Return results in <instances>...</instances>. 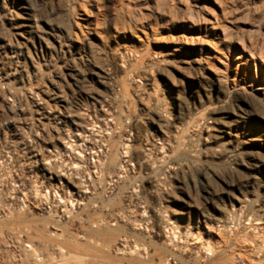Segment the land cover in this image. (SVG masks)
Instances as JSON below:
<instances>
[{"label": "rangeland", "instance_id": "1", "mask_svg": "<svg viewBox=\"0 0 264 264\" xmlns=\"http://www.w3.org/2000/svg\"><path fill=\"white\" fill-rule=\"evenodd\" d=\"M24 3L37 30L52 27L64 39L60 52L75 65L77 86L56 78L62 58L40 52L33 36L14 35L9 15L22 18ZM4 44L25 54L15 63L0 49V62L20 66L25 82L0 78V264H264V0H0ZM94 65L109 85L90 75ZM52 84L62 102H49L53 119L39 120L33 94L45 99L39 91ZM224 98L251 115L218 134L205 108ZM92 125L98 150L67 152ZM208 133L218 139L206 145ZM123 144L135 160L149 149V159L142 168L121 164L113 188ZM175 162L183 172L166 169ZM148 172L157 192L139 183L125 196L122 183ZM19 178L29 187L17 195ZM80 183L89 193L66 214ZM41 201L50 203L45 214L35 209ZM152 210L175 238L155 235ZM23 242L44 245L34 250L43 255Z\"/></svg>", "mask_w": 264, "mask_h": 264}, {"label": "bare ground", "instance_id": "2", "mask_svg": "<svg viewBox=\"0 0 264 264\" xmlns=\"http://www.w3.org/2000/svg\"><path fill=\"white\" fill-rule=\"evenodd\" d=\"M19 9H21V11H22V15H23L22 18H19L16 15H9L10 21L13 22L12 23L13 24L12 29L14 30V35L22 37L24 39V42H29L28 38H31V36H33L36 40L35 45H36V47H38L40 49V52L42 49L44 52L53 53L54 54L53 56L55 57V59H61L63 56H62V53L60 52V49L64 46V43H65L64 39L61 36H59V34L52 27H50L48 29V31H44V32L37 30V28L35 26V19L32 18V16H31L32 8L28 4H25V3L22 4L21 8H19ZM7 13L9 14L10 12L8 11ZM25 36H28V38H26ZM5 47L9 48V53L11 54L10 56L13 60H15L14 61L15 63L19 62V57L23 61L25 60V54H22L23 51L20 48H17V47L14 48V47H11V45H9V44H6V45L4 44V45H1L0 49H5ZM36 50H37V48H36ZM62 60L63 61L60 62L61 64L58 65L56 68L59 70V72L58 73L56 72V74H55L56 78H59V76H61L62 78L72 82L75 86H77V84L79 83L78 82L79 79H78V71L76 70L75 65L71 64V62H69V60H65L63 58H62ZM48 66H49V64L46 63V67H48ZM92 67H93V69L91 70L90 75H92L93 77L96 78V82L99 85L104 86V87L109 85L110 81H111V79L109 78V75L104 70H102L101 68H98L95 65ZM18 68L19 69L5 67L2 64V62H0V78L2 80H6L7 82L10 80H15V81H18L19 83H23V81L25 82V76L23 74V69H21L20 66ZM49 68H50V71L55 70V68L53 66L52 67L49 66ZM33 73L34 74L37 73V70L35 68L33 70ZM57 75H58V77H57ZM196 75H198V72ZM52 85H54V86H52V88H50V89L44 88V89L39 91L44 96L45 99L41 100L38 98L37 93L33 94L32 99H34V100H33L32 106L34 108V113L38 116L39 120H43V119L51 120V119H53V114L49 110V106H48L49 102L52 104H57V105H60V103L62 102V97L59 94L57 87L55 86V84H52ZM205 111H206V113L204 115V118H206L207 120H211V122L213 123V129L218 134H224L225 130L228 128V125H230V123H234V124L239 123L242 121V119L245 115L247 117H249L251 115L246 111H242L236 104H234V101H230L228 98H224L223 100L216 102V103H210L209 105L206 106ZM132 121L137 122V118L133 117ZM9 124H10V129H12L11 130L12 132H10V135L16 136L15 132L17 131V128H14V122L12 120L7 121V123L5 125H9ZM92 129H93V125H92V127H89V128L84 127V131L81 132L80 134H74L73 135V138H74L73 148H67L64 146L66 151L71 152V150H73L75 152L76 150H79L78 152L80 153V151H82L83 149L89 150V151L98 150L96 140L94 139L95 135H94ZM216 138H217L216 135H212V134L208 133L205 135V137H203V141L205 142L206 145H208L209 143H212L213 141H215ZM126 141H129V139ZM23 145H25V143H23ZM127 147H130L131 149L129 151H127ZM132 148H134V147H132V145H126V144L124 145L123 144V148L120 152V162L111 166V177H110L108 184L110 186H112L113 188L115 186L119 185L124 178V175L120 169L121 164H123L126 167H129V166H132L131 164L133 162H135L134 163L135 166H137L139 168L140 167L142 168L143 165H147V161H148V160H146L147 155L145 156L144 153L146 151H148L149 149L144 148L143 151H141V149H140L141 153L143 154V157L141 159L135 160L134 155H133L134 149H132ZM158 148L160 151V152L159 151L158 152L161 153V150L163 149V147H158ZM78 152L76 153V156L79 155ZM209 153H205L206 156ZM30 154L32 155V158L34 159V162L35 161L39 162V158H37L39 156V154L35 155L33 149H31ZM147 158H148V156H147ZM261 162L263 163L264 161L261 160ZM39 163H40L39 164L40 169L42 171H44L46 174H48L49 175L48 179H50L51 176H53V173L46 167V165H47L46 162H44L42 160ZM199 166L201 168V171L204 173V176L207 177L208 172H209V166L206 164V161L199 162ZM77 167H78L77 164H75L74 162L70 164V169H74ZM150 167H152V166L150 165ZM251 167H252V165H247L246 169L251 170ZM92 168L95 169V166H92ZM166 169L167 170L172 169L176 173H181L184 171L183 166L178 162H175L172 167H166ZM155 174H153L152 172H150V173L148 172L144 175V177L140 178V180H137V181L130 180V181L123 182L122 184H124L123 189L125 191L124 192L125 196H127V195L130 196V193L133 192L134 187L139 183L145 184L147 186L148 193L153 194V193L157 192L156 190H157V186H158L159 181H158V177L155 176ZM25 180L26 179L19 178V184L17 186V188H19V189L16 191L17 195L21 194L25 189H27L29 187L28 183ZM87 186H88V184L87 185L81 184L79 188L76 187L75 195L78 199L72 200V198H70L67 201V204L66 205L64 204V206H62V207H64L63 211H65L66 214L67 213L70 214L73 211L72 210L73 205H74L73 202H75V204L83 205V204H81V201H82L81 197L84 194L89 193ZM16 193H14V194H16ZM14 197L16 199L19 198L18 200H21L20 197H17V196H14ZM7 202H9V201H7ZM49 204H50L49 202H42L41 201L35 206V209L38 212H42L45 214L48 212V209L51 208L49 206ZM68 206H70V208H68ZM53 207H55V206H53ZM160 215L156 210H152V217L156 221V229H157L155 235H157V236L162 235L163 237L166 238L167 235H165V234L167 233V229H169V228L166 229V228H164V226L161 225ZM58 218H61V217L59 216V217H57V219ZM83 224H86V222L84 221ZM87 232H88V234L93 233L92 230H90V229ZM169 232L170 233H167V234H171V238H175V235L173 233L174 231L171 232V230H170ZM45 236L48 237L49 235L48 236L45 235ZM44 238L45 237L41 236L40 240L42 239V241H44L46 239V238L45 239ZM49 238H50V236H49ZM53 239H55V237ZM46 240L48 241V238ZM63 243L64 242H62V245L60 246V243H58V240H57V245L55 243L57 248L55 250H57V249L60 251L63 250ZM22 244H23L22 246H24V247L31 248L32 251H34V250L40 251V249H42L44 247V245H43V247L41 248V246H40L41 244L39 243L36 246V249L39 248V250H36L35 248L32 247V245H29V246L24 245V242ZM25 244H28V242H25ZM124 247L125 246H123V249H124ZM126 250L128 253H132L136 249L135 248L134 249L129 248L126 246ZM35 254H37L38 257L40 255L38 252L37 253L35 252ZM41 255H43V254H41ZM41 255H40V257H41Z\"/></svg>", "mask_w": 264, "mask_h": 264}]
</instances>
